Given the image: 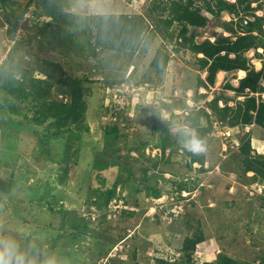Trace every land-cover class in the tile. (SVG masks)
<instances>
[{
	"label": "rangeland",
	"instance_id": "1",
	"mask_svg": "<svg viewBox=\"0 0 264 264\" xmlns=\"http://www.w3.org/2000/svg\"><path fill=\"white\" fill-rule=\"evenodd\" d=\"M27 1L0 0V64L16 48L14 80L19 82L28 74L26 79L52 82V99L66 100L58 93L62 85L51 78L61 77L63 72L82 80L89 132L83 134L82 146L46 142L42 135L44 126L25 121L18 111L11 113L0 100V234L14 237L24 248L35 242L40 250L55 252L62 264H155V258H178L183 237L193 231L176 219L180 216L192 227L200 224L206 237L203 244L196 246L194 264H206L218 253L253 264L264 258V180L252 182V172L238 178L241 170L235 169L238 165L233 160L240 159L237 148L245 135L250 138L251 149L264 157V131L253 126L229 128L213 119L212 134L205 139L209 170L205 174L198 173L194 165L191 170L184 166L186 158L180 146L161 152L162 139L176 135L177 127L186 126L181 123L184 116L221 94L225 82L237 86L239 72L218 73L214 87L199 89V93H206V99L195 101L197 79H204L205 72L194 65L191 53H174V41H162L149 18L143 47L136 53L100 51L92 58L83 26H70L40 14L35 17V2L20 17L13 38H9L5 15L19 16ZM153 1L69 0L66 18L70 21L76 17L82 22V18L96 13L146 16ZM193 1L201 7L204 0ZM257 5L252 1L253 8ZM202 14L208 24L195 30L197 43L213 41L212 32L228 36L223 24L237 20L225 12L218 19L204 9ZM255 14L264 16V7ZM165 16L166 13L161 18ZM57 27L63 29V40L48 35ZM171 30L175 36L176 24ZM159 47L168 51L171 59L166 71L154 76L148 65ZM255 53L251 50L246 57L259 70L261 63ZM20 69L27 73H20ZM224 93L232 99L228 105L234 106L233 93ZM31 115L26 113L28 118ZM8 116L19 123L9 121ZM111 124H117L120 132L116 145L124 154L121 163L125 161L132 168L136 182L140 168L149 166V182L164 192L162 197L147 198L133 186L128 191L126 181L115 200L106 208L98 207L96 201H102V193L119 176L127 178L125 172L116 168H94L93 155L103 146L102 129ZM180 182L187 189L179 192L176 184ZM70 223L81 226L74 238L60 229L67 230Z\"/></svg>",
	"mask_w": 264,
	"mask_h": 264
},
{
	"label": "trees",
	"instance_id": "2",
	"mask_svg": "<svg viewBox=\"0 0 264 264\" xmlns=\"http://www.w3.org/2000/svg\"><path fill=\"white\" fill-rule=\"evenodd\" d=\"M252 1L258 4L255 8L251 6ZM34 2L38 8L34 13L35 17H39L38 14H40L49 17L51 20H62L70 26H83L86 29L84 31L86 46L92 58H95L100 51L122 55L136 53L143 47V39L150 25V21L147 19L149 18L153 22H151L154 26L153 31L160 36L162 41L169 43L174 41V53L180 51L191 53L195 58L194 65L198 66L199 71L205 72L204 79H197L195 101L206 99V94H200L199 89L208 90L214 87L219 72L235 73L244 71L245 76L238 80L237 86L225 82L221 87V94L214 95L210 101L204 102V106L186 114L181 123H185L187 127L195 130L204 141L208 135L212 134L213 119L229 128L253 126L264 131V98L262 97V94H264V16L255 14L257 10L264 7V0H234L233 2L204 0L201 4L202 8L196 5L193 0H154L146 16L96 13L82 18V22H78L76 17L70 21L66 18L68 16L66 10L70 6L69 0H28L19 16L10 18L7 14L5 15V22L9 26V38H13L20 17L27 12L28 6ZM1 3H4L3 0H1ZM202 9L216 19L223 12L237 17L236 21L223 24L228 36H224L223 33L212 32L213 41L209 39H205L200 43L195 41L198 37L195 35V30L204 29L208 24V18L202 14ZM155 13L158 14L157 19H153ZM164 13H166V16L162 19L161 15ZM174 24L178 28L175 36L174 31L171 30ZM62 31L63 29L57 27L50 30L48 35L54 40H63L66 37H63ZM258 49L261 52L258 53ZM11 50L6 59L0 64V91H3L4 95L1 96L0 100L6 103L11 113L14 114L18 111L25 121L34 123L37 126H44L42 135L46 142L57 141L67 147L84 145L85 142L82 136L89 132V127L85 123L88 105L85 98L84 82L78 78L65 76L62 72L61 77L51 79L53 82L62 85L63 89H59L58 93L62 94L66 100L52 99V82L31 77L26 79L29 76L28 74L24 75L19 82L14 80L13 70L17 67L18 60L14 58L16 48ZM251 50H255V59L261 63L259 70H256L246 57V54ZM199 55L201 57H198ZM170 59L171 56L168 51L159 47L149 62L148 71L154 76L163 74ZM18 71L23 74L27 73L22 69ZM120 82L118 81V84ZM147 82L151 83L149 79ZM112 83L109 85L113 86ZM225 91L233 93L234 106L228 105L232 99L225 96ZM219 102H222L223 105L219 106ZM20 105H22V108ZM22 109L25 112L24 114ZM29 112L32 114L30 118L26 116V113ZM8 118L9 121L19 123L9 116ZM119 133L117 124L105 125L102 129L103 146L96 152L97 157L95 154L93 155L96 162L94 168L104 169V171L109 167L116 168L122 173L125 172L127 176L126 179L119 176L102 193V201H96L100 208H106L111 201L117 198L118 189L120 190V186L125 185L126 181L128 182L126 190L130 191L129 188L133 186L134 189L136 188V192L143 191L147 198L159 199L164 193L158 187L150 184L151 179L147 175L151 170L149 166L146 165L140 168V179L136 182L132 168L127 166L125 161L121 163L124 154L116 145L119 141ZM245 137L246 139L241 140L237 148L240 159H233L238 165L235 169L241 170V173L239 172L241 175L238 178H244L246 173L252 172L253 176L249 178L252 182L264 180V157L259 156L251 149L250 138L246 135ZM177 140V133L174 136L169 134L164 137L161 145L162 154L168 148L179 146ZM183 155L186 158L184 166L188 170H191V166L194 165V169L198 173L205 174L209 172L206 168V152L194 156L183 151ZM109 160L111 163H108ZM235 169H232V172ZM130 177H133L132 180L129 179ZM130 181L131 183H129ZM185 183L188 184L186 181ZM185 183L176 184L179 192L187 189ZM96 194L98 197L99 192L97 190ZM191 205L195 206L193 203ZM121 215H124V212ZM176 219H179V222H182L189 229H193V231L183 237L178 258L175 260L155 258V264H194L192 258L196 246L203 244L206 240L200 224L192 227L189 221H185V218L181 217L180 219L179 216ZM80 228L79 223H70L67 230L60 229L68 237L74 238L79 235ZM206 264L253 263L236 261L231 257L218 253L214 260H209ZM254 264H264V258L254 262Z\"/></svg>",
	"mask_w": 264,
	"mask_h": 264
},
{
	"label": "clouds",
	"instance_id": "3",
	"mask_svg": "<svg viewBox=\"0 0 264 264\" xmlns=\"http://www.w3.org/2000/svg\"><path fill=\"white\" fill-rule=\"evenodd\" d=\"M175 132L178 134L177 143L185 152L196 156L206 151L204 139L195 130L183 126L177 127ZM0 264H62V261L55 252L40 250L35 242L24 248L14 237L0 234Z\"/></svg>",
	"mask_w": 264,
	"mask_h": 264
},
{
	"label": "bare ground",
	"instance_id": "4",
	"mask_svg": "<svg viewBox=\"0 0 264 264\" xmlns=\"http://www.w3.org/2000/svg\"><path fill=\"white\" fill-rule=\"evenodd\" d=\"M219 74H220V73H219ZM239 74H240V78H243V77L245 76V72H244V71H240ZM240 78H239V79H240Z\"/></svg>",
	"mask_w": 264,
	"mask_h": 264
},
{
	"label": "crops",
	"instance_id": "5",
	"mask_svg": "<svg viewBox=\"0 0 264 264\" xmlns=\"http://www.w3.org/2000/svg\"><path fill=\"white\" fill-rule=\"evenodd\" d=\"M238 72H240V71H238ZM238 72H237V73H238ZM220 73H223V72H220Z\"/></svg>",
	"mask_w": 264,
	"mask_h": 264
}]
</instances>
